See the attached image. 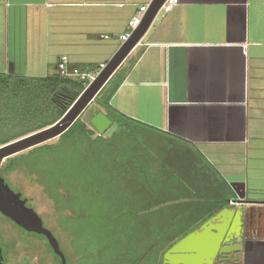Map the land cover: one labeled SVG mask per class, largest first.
Here are the masks:
<instances>
[{
	"label": "crops",
	"instance_id": "0c3cea01",
	"mask_svg": "<svg viewBox=\"0 0 264 264\" xmlns=\"http://www.w3.org/2000/svg\"><path fill=\"white\" fill-rule=\"evenodd\" d=\"M152 1L0 0V74L54 75L63 56L93 73ZM120 68L111 105L143 126L147 173L176 218L199 230L221 213L227 248L264 264V0H180Z\"/></svg>",
	"mask_w": 264,
	"mask_h": 264
},
{
	"label": "trees",
	"instance_id": "16d2710c",
	"mask_svg": "<svg viewBox=\"0 0 264 264\" xmlns=\"http://www.w3.org/2000/svg\"><path fill=\"white\" fill-rule=\"evenodd\" d=\"M85 70L81 68L80 71L84 73ZM97 70L94 68L92 72ZM123 81L120 68L94 101L96 114H106L113 122L112 127H116L112 134L100 136L92 127L91 119L82 121L80 118L60 137L61 146L70 144L84 152L86 149L87 160H101L108 169L120 168L122 171L119 173L125 179L128 177L118 191L107 192L94 219L85 225L87 232L84 233L83 228L78 229L72 244L77 248L80 240L83 250L79 254L77 249L73 264H163L166 252L199 227L176 218L175 206H169L174 202V196L159 192L154 185V177L150 178L147 173L149 164L150 168L152 166L149 158L145 155L128 157V148L131 151L135 146L129 142L126 145L127 138L143 126L119 114L111 105V99ZM87 85L88 81L63 77L60 72L47 77L0 74V118L5 126L15 130L0 142V147L55 125ZM140 134L145 136L143 131ZM137 145L142 149L139 142ZM54 148L44 145L29 152ZM13 165L14 158H10L3 167L9 171ZM55 256L62 264L61 259Z\"/></svg>",
	"mask_w": 264,
	"mask_h": 264
},
{
	"label": "rangeland",
	"instance_id": "374dc122",
	"mask_svg": "<svg viewBox=\"0 0 264 264\" xmlns=\"http://www.w3.org/2000/svg\"><path fill=\"white\" fill-rule=\"evenodd\" d=\"M96 110V104L91 103L81 120H92L97 115ZM3 123L0 118V142L15 133L13 128ZM114 128L108 130L106 136L112 134ZM140 131L134 130V136L132 134L127 138L126 145L135 146L131 151L128 148L129 158L143 157L146 153L148 145L145 144L149 140L141 136ZM138 142L143 150L137 147ZM44 145L56 149L34 153L29 150L19 154V157L14 156V165L9 171L3 167L7 159L0 168V175L15 193L29 199V206L39 214L45 227L53 232L69 264H73L77 249L79 254L83 250L80 240L77 248L72 244L78 229L83 228L84 233L87 232L85 225L94 219L107 192L118 191L128 177L125 179L119 173L122 171L120 168L108 169L101 160H87L86 149L84 152L72 148L70 144L61 146L60 138ZM0 245L8 264H60L43 236L24 232L1 215Z\"/></svg>",
	"mask_w": 264,
	"mask_h": 264
},
{
	"label": "water",
	"instance_id": "95a60500",
	"mask_svg": "<svg viewBox=\"0 0 264 264\" xmlns=\"http://www.w3.org/2000/svg\"><path fill=\"white\" fill-rule=\"evenodd\" d=\"M166 1L153 0L151 2L139 27L133 32L129 40L122 45L98 77L84 90L61 120L45 130L0 147V167L7 159L60 138L69 130L80 119L91 103L95 101L98 94L140 44ZM91 125L100 136H103L110 130L113 122L106 114L101 112L92 118ZM21 196L22 194L15 193L6 183V180L0 177V214L24 231L44 236L54 253L61 259L62 264H68V260L56 236L45 227L39 214L34 209L26 206V200H22ZM221 216L222 214L220 213L213 217L205 225L201 226L199 230L192 232L175 244L164 255L163 264H241V257L235 256L239 251H232L227 248L231 247L232 241L236 239V237L230 235L232 223L228 228L227 226H212L221 221ZM209 230L217 234L210 241L211 247L208 250L197 249L195 242L209 236ZM193 244L195 245L193 246ZM0 264H6L1 245Z\"/></svg>",
	"mask_w": 264,
	"mask_h": 264
},
{
	"label": "built area",
	"instance_id": "2783aa9c",
	"mask_svg": "<svg viewBox=\"0 0 264 264\" xmlns=\"http://www.w3.org/2000/svg\"><path fill=\"white\" fill-rule=\"evenodd\" d=\"M180 3V0H167L162 8L160 9L158 16L165 17L170 14ZM151 4V3H150ZM150 4L141 7L140 16L134 18L129 24V32L122 36L123 44L129 40L133 32L139 27L142 22L143 17L147 13ZM70 60L67 56H63L59 60V72L63 77H78L83 81H88L87 87L98 77L100 72L106 67L102 65L100 69L94 73H83L78 68L69 67ZM86 87V88H87Z\"/></svg>",
	"mask_w": 264,
	"mask_h": 264
},
{
	"label": "flooded vegetation",
	"instance_id": "af4514ba",
	"mask_svg": "<svg viewBox=\"0 0 264 264\" xmlns=\"http://www.w3.org/2000/svg\"><path fill=\"white\" fill-rule=\"evenodd\" d=\"M21 199L22 200H26V206L27 207H29V208H31L30 206H29V199L27 198V197H24V195L22 194V196H21ZM28 199V200H27ZM1 215V214H0ZM1 216H3V215H1ZM4 217V216H3ZM4 218H6V217H4ZM7 219V218H6ZM7 220H9V219H7ZM10 221V220H9ZM10 222H12V221H10ZM13 223V222H12ZM14 224V223H13ZM15 225V224H14ZM15 226H17V225H15ZM18 227V226H17ZM19 228V227H18ZM21 229V228H20ZM22 231H24L23 229H21ZM24 232H26V231H24ZM30 234H32V233H30ZM48 241V240H47ZM48 244H49V242H48ZM50 245V244H49ZM3 256H4V254H3ZM4 259H5V257H4ZM60 259V258H59ZM5 261H6V259H5ZM7 263V262H6Z\"/></svg>",
	"mask_w": 264,
	"mask_h": 264
}]
</instances>
